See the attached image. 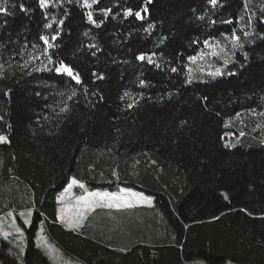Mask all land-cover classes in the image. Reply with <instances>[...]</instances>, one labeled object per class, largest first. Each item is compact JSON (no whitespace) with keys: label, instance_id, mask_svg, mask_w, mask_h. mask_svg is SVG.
Wrapping results in <instances>:
<instances>
[{"label":"trees","instance_id":"trees-1","mask_svg":"<svg viewBox=\"0 0 264 264\" xmlns=\"http://www.w3.org/2000/svg\"><path fill=\"white\" fill-rule=\"evenodd\" d=\"M0 7V135L8 137L0 143V215L34 209L30 226L19 219L23 264H54L35 243L42 221L85 264H264V130L248 116L264 112V0L246 8L244 0ZM128 8L144 18L125 17ZM205 40L222 62L189 59L209 57ZM60 61L81 83L55 71ZM72 177L79 194L124 187L153 196L163 220L88 236L69 230L57 217L58 193ZM7 249L2 264H20Z\"/></svg>","mask_w":264,"mask_h":264},{"label":"rangeland","instance_id":"rangeland-1","mask_svg":"<svg viewBox=\"0 0 264 264\" xmlns=\"http://www.w3.org/2000/svg\"><path fill=\"white\" fill-rule=\"evenodd\" d=\"M89 5L93 4L92 0H87ZM259 8H262L259 6ZM209 57L201 55L196 61H202L205 65H211L213 63L212 57L217 55L220 61L224 57H220L217 51L220 49L216 45L209 47ZM216 53V54H213ZM208 59V60H207ZM225 64L218 65V69H222ZM38 69L43 67L38 66ZM250 118L258 119L259 123L256 124V128H262L264 130V112H251L248 115ZM237 119L238 121L241 120ZM250 118L247 120L243 119L244 123L248 124ZM232 138H236L234 132ZM236 140V139H233ZM264 140V134H263ZM75 177L70 179L68 185L58 193V202H59V211H58V220L65 228L73 230L74 232L85 231L83 225L85 219L90 214L91 210L95 208L99 203H102L103 206L109 203L112 204H124L125 202L131 204V207H110L114 210H99L92 214L88 222H96L103 218L113 219V215L118 217V223L114 231L119 230L120 227H124L130 223V221L135 220L136 217L147 220H157L161 222L163 220V213H160L155 207L154 197L147 195L144 192H140L130 188L121 189H130L131 192H121V189L117 192L104 191L101 189H95L92 191H86L83 194H79L76 190L77 186H80L82 183L78 181L77 184L72 185L69 189L68 186L71 184L72 180ZM68 189L67 191H65ZM100 192V193H117L121 199L119 201H114L111 199H101L100 197H94L89 195L90 193ZM132 193H142L144 197H150L151 203H148L141 198L135 197ZM81 197H86V200H81ZM34 214V209L25 208L21 210H10L0 215V248L5 243L8 247L7 252L14 256L20 264H23V257L26 246V232L19 223V219L26 226H30L32 223ZM19 229V231H17ZM86 232V231H85ZM35 243L37 247L41 248L50 258L54 264H85L83 261H80L77 258H73L67 255L64 250L58 246V244L50 238L46 232L45 221H42L38 227L35 236ZM0 264H2L0 260ZM188 264H209L203 258H196L188 262ZM222 264H237L233 261H226Z\"/></svg>","mask_w":264,"mask_h":264},{"label":"snow or ice","instance_id":"snow-or-ice-1","mask_svg":"<svg viewBox=\"0 0 264 264\" xmlns=\"http://www.w3.org/2000/svg\"><path fill=\"white\" fill-rule=\"evenodd\" d=\"M92 2L93 3H97L98 0H92ZM148 2L150 3L151 0H148ZM48 3H49V0H39V5L42 8L46 7L48 5ZM209 3L212 4V5H216L217 0H209ZM85 6H88V7L91 6V5H89L87 3V0H85ZM247 6H248V0H244V7L246 8ZM20 7H21L22 11H26V9H24L23 5H20ZM104 11H105V14H107V11H109V10H104ZM142 11L146 12L147 8L143 9ZM4 12H6V9L3 8V7H0V13H4ZM124 15H125V17L134 15L138 19H143L144 18L142 16V14H141V11H135L134 12L133 9H131V8L126 9L125 12H124ZM88 19H89V21L95 23V21L92 19V14L91 13H88ZM226 23H231V21H226ZM46 26H48V25H46ZM150 27H151V25H150ZM245 35H247V33H245ZM40 39L44 40L46 44L48 43V41H47V39L45 37L42 36ZM53 39H55V37H53ZM232 39H233L234 42L239 41V37L236 36L234 32H233ZM161 42H163V41H161ZM204 44L208 45L209 47H213L212 45H209V42L207 40L204 41ZM49 46L51 47V45H49ZM93 47H95V46L93 45ZM213 54H216V53H213ZM93 55H95V53H93ZM202 55H203V53L201 54V57H202ZM197 58L198 57H196V56H190L189 57V59L192 60V61H196ZM137 59H139V60L147 59L149 61V63L152 62L151 57L143 55V54L138 56ZM227 63H228V61L225 60V65ZM157 66H159V65H157ZM0 67H2V66H0ZM37 71H39V69H37ZM55 71L57 73H66L69 77H72L77 83H81L79 73L75 72L74 69L71 66L65 64L63 61L59 62V66L55 68ZM172 71L175 72L176 69L173 68ZM211 74L215 76V75H220L222 73L220 72L219 69H217L215 72H213ZM0 75H2V73H0ZM99 78L102 79L103 77L100 76ZM141 83L143 84L144 81H141ZM128 107L131 108L132 105L129 104ZM61 111H64V109H61ZM237 115H239V114H237ZM0 119H2V117H0ZM241 135H243V133H241ZM7 142H8V137L5 136V135H0V143H7ZM226 146H234V145H226ZM77 183H78V181L73 179L71 184H69L68 188L70 189L72 187V185L77 184ZM80 187H83V185L81 184ZM67 190L68 189H66L65 191H67ZM121 192H131V190L130 189H121ZM89 195L94 196V197H100L102 200L107 198V199H111V200H114V201H119L121 199V197L117 193L94 192V193H90ZM132 195L135 196V197L141 198L142 200H145L148 203H151V198L150 197H144L142 193H132ZM80 199L81 200H86L87 198L86 197H81ZM104 206H106V207H131V204H128L126 202L124 204H119V203L112 204V203H109V204H106ZM17 231H19V229H17Z\"/></svg>","mask_w":264,"mask_h":264},{"label":"crops","instance_id":"crops-1","mask_svg":"<svg viewBox=\"0 0 264 264\" xmlns=\"http://www.w3.org/2000/svg\"><path fill=\"white\" fill-rule=\"evenodd\" d=\"M59 204V202H58ZM60 206L58 205V211H59ZM99 210H114L110 207H106L103 206L102 203H99L95 208H93V210H91L90 214L87 216V218L85 219L84 225H83V229L86 231H79V233H83L85 235H89L91 234L92 231L94 230H103V229H109V231H112L114 233L116 232H120V231H126V230H131V228L133 227H138V226H142V224L146 223V221H148L147 219H139L138 217L135 218V220L130 221V223L124 227H120L119 230L114 231V229H116L117 227V223H118V217L113 215V219H108V218H103L100 219L99 221L96 222H88L90 216L92 214H94L95 212L99 211ZM116 211V210H114ZM115 222V225H112V222ZM136 241L138 240L135 239ZM123 249H126V247H124Z\"/></svg>","mask_w":264,"mask_h":264}]
</instances>
